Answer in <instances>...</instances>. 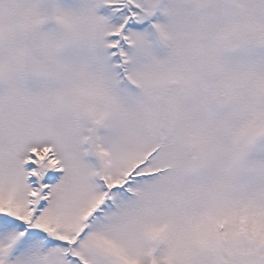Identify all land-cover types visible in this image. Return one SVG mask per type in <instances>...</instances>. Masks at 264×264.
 Masks as SVG:
<instances>
[{
	"label": "snow or ice",
	"instance_id": "snow-or-ice-1",
	"mask_svg": "<svg viewBox=\"0 0 264 264\" xmlns=\"http://www.w3.org/2000/svg\"><path fill=\"white\" fill-rule=\"evenodd\" d=\"M0 264H264V0H0Z\"/></svg>",
	"mask_w": 264,
	"mask_h": 264
}]
</instances>
